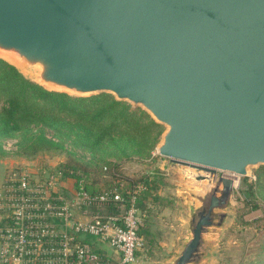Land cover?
Listing matches in <instances>:
<instances>
[{
	"label": "water",
	"instance_id": "95a60500",
	"mask_svg": "<svg viewBox=\"0 0 264 264\" xmlns=\"http://www.w3.org/2000/svg\"><path fill=\"white\" fill-rule=\"evenodd\" d=\"M0 59L48 91L109 94L165 127L157 155L211 185L173 264L198 259L235 175L264 167V0H0Z\"/></svg>",
	"mask_w": 264,
	"mask_h": 264
},
{
	"label": "rangeland",
	"instance_id": "374dc122",
	"mask_svg": "<svg viewBox=\"0 0 264 264\" xmlns=\"http://www.w3.org/2000/svg\"><path fill=\"white\" fill-rule=\"evenodd\" d=\"M69 96L83 99L112 97L105 93L84 97ZM130 109L140 111L144 121L153 122L141 108ZM59 119L62 126H57L58 131L46 126L42 129L48 137L60 142L63 145L62 149H44L34 154L23 155L15 152L16 138L1 141L5 151L0 152V225L8 226L11 219L8 200L10 192L6 191V185L10 180L15 181L23 172L29 173L30 185H38L43 184L48 175L58 167H75L85 171L86 186L93 192L112 185L113 177H120L123 182L144 178L154 182L148 193L157 197L153 206L158 208L152 211L150 209L149 213L147 212L148 216L144 217L143 211L139 209L142 206L137 207L140 228L143 231L141 234L146 243L145 249L138 252L137 257L145 264H173L180 247L172 248V243H169L168 239L179 233L190 238L189 220L202 206L205 192L203 194L190 192L182 174L184 169L190 168L189 166L157 155L156 146L165 127L155 123L158 128L147 136L148 140L154 139V145L148 151L147 146L150 142L146 143L144 139L138 153L132 152L133 147L118 150L107 145H100L95 153H90L82 144L87 142L86 139L68 132L69 128L75 130L71 118L61 116ZM116 140L122 145V137L117 136ZM103 166L107 167V172L102 170ZM259 168H249L248 175L244 177L235 175L234 187L226 207L214 210V225L206 228L202 234L199 257L190 264H264V256L260 255L259 248V244L264 240V187L256 185V172ZM220 175H224V172L217 171L216 177ZM262 180L264 181V177ZM48 190L61 196L66 202L71 201L78 191L75 178L69 175L56 178ZM69 209L75 218L79 211L85 216H90L104 212L106 207L85 205ZM219 213H224L225 217L221 224L216 226ZM146 232L153 236L152 243L147 242ZM2 241L4 240L0 239V246Z\"/></svg>",
	"mask_w": 264,
	"mask_h": 264
},
{
	"label": "built area",
	"instance_id": "2783aa9c",
	"mask_svg": "<svg viewBox=\"0 0 264 264\" xmlns=\"http://www.w3.org/2000/svg\"><path fill=\"white\" fill-rule=\"evenodd\" d=\"M64 171L63 166L58 167L43 184L30 185L26 172L7 183L11 219L8 226L0 225V239L4 240L0 264H136V253L143 247L135 206V195L141 187L127 191L125 204L118 187L88 193L79 180L75 197L66 202L48 190ZM110 203L117 205L118 212L95 213L85 220L74 218L69 209ZM82 236L107 246L110 254L100 253L91 243L82 241Z\"/></svg>",
	"mask_w": 264,
	"mask_h": 264
},
{
	"label": "trees",
	"instance_id": "16d2710c",
	"mask_svg": "<svg viewBox=\"0 0 264 264\" xmlns=\"http://www.w3.org/2000/svg\"><path fill=\"white\" fill-rule=\"evenodd\" d=\"M69 117L73 121L75 130L68 129L69 133L78 138H84L86 143H82L90 153H95L100 145L113 146L116 149L134 148L133 153H138L139 148L146 139L147 151L154 145V139L148 140V133L158 128V125L151 120L144 121L142 113L130 109L129 105L115 101L110 96H99L88 99L70 97L65 93L48 91L38 84L26 79L13 65L0 59V152L4 153L1 141L8 138H16L17 154H34L44 149H62L63 145L48 137L42 127L46 126L57 130L61 125L59 117ZM144 123V125H142ZM117 136L122 137L121 144L116 140ZM114 166V165H113ZM66 171L63 175L75 178L78 189V181H83V190L90 193H100L112 187H118L127 204L129 195L138 186L141 187L135 195V206L139 208L146 217L149 213L148 202L155 204L156 196L148 193L151 184L146 179L124 181L118 177H113L112 185L103 190L93 192L86 186L87 175L75 167L63 166ZM107 172V167L102 170ZM115 175L114 173H111ZM264 167H260L256 172V185L264 187ZM245 180V179H244ZM142 203V204H141ZM117 205L110 203L109 207L101 214L116 213ZM142 229L139 227L138 233L142 236ZM145 234V233H144ZM264 234V233H263ZM85 237V236H84ZM88 237V236H87ZM148 243L153 242L150 233L145 234ZM82 241L91 243L95 248L97 244L80 237ZM143 238V236H142ZM92 239V238H91ZM143 238V247L145 249ZM260 255L264 256V240L259 244ZM98 249V248H97ZM100 253L103 250L98 249ZM138 251V252H140ZM138 252L136 254H138Z\"/></svg>",
	"mask_w": 264,
	"mask_h": 264
},
{
	"label": "crops",
	"instance_id": "0c3cea01",
	"mask_svg": "<svg viewBox=\"0 0 264 264\" xmlns=\"http://www.w3.org/2000/svg\"><path fill=\"white\" fill-rule=\"evenodd\" d=\"M184 178V177H183ZM185 180V179H184ZM191 192V191H190ZM104 207H106V209L109 207V205H107V206H103L102 208H104ZM148 208H149V210L151 209V211L154 209L155 210V208H158V207H156L155 205L153 206V204H150L149 202H148V206H147ZM91 217V215L90 216H85V215H83L82 213H81V211H79V212H77L76 213V219H83V220H85V219H89ZM156 220V219H155ZM188 220V219H187ZM83 238H86L87 239V241L88 240H90L91 242H94V240L93 239H91V237H87V236H83ZM182 238H184V239H186L185 241H183L182 240ZM189 238H187L186 236H181V234L179 233V234H173L172 236H170V238L168 239V241H169V243H172V248L173 247H175L176 246V249H177V247L179 248L180 247V249H179V251L178 252H180L181 251V249H182V246H180V245H184L185 243H186V241L188 240ZM95 244H97L96 246H97V248L98 249H100V250H103L104 251V253L105 254H110V251H109V249L107 248V246H105V245H99L97 242H94ZM177 253V252H176ZM136 264H145V262H143V260L142 259H139L138 257H137V263Z\"/></svg>",
	"mask_w": 264,
	"mask_h": 264
},
{
	"label": "bare ground",
	"instance_id": "6f19581e",
	"mask_svg": "<svg viewBox=\"0 0 264 264\" xmlns=\"http://www.w3.org/2000/svg\"><path fill=\"white\" fill-rule=\"evenodd\" d=\"M197 173L194 169H184L182 174L185 179V183L188 186L189 190L194 194H203L204 192L206 193L207 191L205 190L209 191L211 185L207 184L206 180H196L195 175Z\"/></svg>",
	"mask_w": 264,
	"mask_h": 264
}]
</instances>
